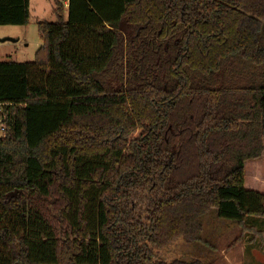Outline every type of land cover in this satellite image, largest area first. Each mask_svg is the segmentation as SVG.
Returning <instances> with one entry per match:
<instances>
[{"label":"trees","instance_id":"16d2710c","mask_svg":"<svg viewBox=\"0 0 264 264\" xmlns=\"http://www.w3.org/2000/svg\"><path fill=\"white\" fill-rule=\"evenodd\" d=\"M55 14L34 61L0 62V264H205L153 247L201 241L211 210L263 244L246 163L264 153V0ZM30 20L0 0V27Z\"/></svg>","mask_w":264,"mask_h":264},{"label":"rangeland","instance_id":"374dc122","mask_svg":"<svg viewBox=\"0 0 264 264\" xmlns=\"http://www.w3.org/2000/svg\"><path fill=\"white\" fill-rule=\"evenodd\" d=\"M56 1L64 3L65 0H30L31 20L27 26L0 27V40H13L0 42V62L34 61L36 52L42 46L38 23L57 21ZM246 187L264 192V153L260 159L246 163ZM202 222L205 229L201 241L188 243L180 238L164 248L153 247L155 256L167 262L175 259H201L205 264H229L228 257L234 264H246L252 259L264 263V242L262 244L259 239L254 245L251 241L254 233L248 232L236 244L241 235L237 222L219 219L215 210L205 214ZM197 253L202 258H190Z\"/></svg>","mask_w":264,"mask_h":264},{"label":"crops","instance_id":"0c3cea01","mask_svg":"<svg viewBox=\"0 0 264 264\" xmlns=\"http://www.w3.org/2000/svg\"><path fill=\"white\" fill-rule=\"evenodd\" d=\"M64 5L67 6V0L64 1ZM251 256H252V254H251ZM227 260H228L227 263H229V264H234V263H232V261H230V260L228 259V257H227ZM246 264H264V263H262V262H259V263H258L256 260L252 259L251 261H248V263H246Z\"/></svg>","mask_w":264,"mask_h":264},{"label":"water","instance_id":"95a60500","mask_svg":"<svg viewBox=\"0 0 264 264\" xmlns=\"http://www.w3.org/2000/svg\"><path fill=\"white\" fill-rule=\"evenodd\" d=\"M6 41H13V40H11L10 38H6V39H1L0 40V42H2V43L6 42Z\"/></svg>","mask_w":264,"mask_h":264},{"label":"built area","instance_id":"2783aa9c","mask_svg":"<svg viewBox=\"0 0 264 264\" xmlns=\"http://www.w3.org/2000/svg\"><path fill=\"white\" fill-rule=\"evenodd\" d=\"M2 130H4V128H2Z\"/></svg>","mask_w":264,"mask_h":264}]
</instances>
